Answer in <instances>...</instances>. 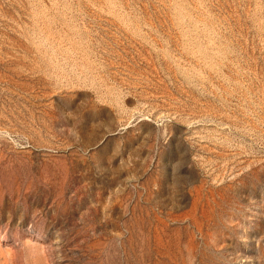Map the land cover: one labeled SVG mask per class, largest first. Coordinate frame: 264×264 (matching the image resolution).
I'll return each mask as SVG.
<instances>
[{"label": "rangeland", "instance_id": "374dc122", "mask_svg": "<svg viewBox=\"0 0 264 264\" xmlns=\"http://www.w3.org/2000/svg\"><path fill=\"white\" fill-rule=\"evenodd\" d=\"M0 264H264V0H0Z\"/></svg>", "mask_w": 264, "mask_h": 264}]
</instances>
